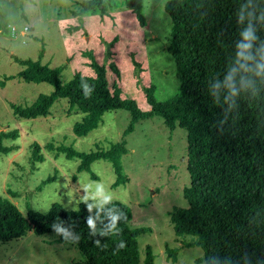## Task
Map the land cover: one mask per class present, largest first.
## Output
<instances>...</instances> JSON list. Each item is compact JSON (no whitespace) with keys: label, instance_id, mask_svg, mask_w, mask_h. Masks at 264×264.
<instances>
[{"label":"trees","instance_id":"1","mask_svg":"<svg viewBox=\"0 0 264 264\" xmlns=\"http://www.w3.org/2000/svg\"><path fill=\"white\" fill-rule=\"evenodd\" d=\"M127 3L144 26L143 0ZM106 10L104 0H84L78 14ZM165 11L171 19L167 51L180 82L176 94L158 101L150 86L149 109L144 110L135 99L122 97L117 85L110 87L105 67L95 60L93 75L78 72L62 82L61 67L14 57L22 66L18 77L47 83L53 90L30 105H12L13 113L25 119L46 116L57 100L67 99L82 114L73 133L86 136L98 128L105 112L128 111L122 139L107 149H57L70 159L78 158L77 171L93 177V162H109L115 173L113 187L128 181L122 158L126 137L138 122L160 116L169 130L181 127L186 131L190 184L183 189L187 206L170 212L174 234L187 247L202 250L196 264H264V0H168ZM17 134L0 131V154L11 149L3 140ZM32 157L44 159L36 142ZM131 220V208L119 200L101 207L86 200L76 209L55 202L45 213L29 208L24 215L0 195V243L22 239L29 231L39 237L55 235L56 242L79 250L82 259L71 264H141L138 238L150 228L133 227ZM177 251L165 245L172 262ZM144 252L142 264H154L152 247L146 245Z\"/></svg>","mask_w":264,"mask_h":264},{"label":"rangeland","instance_id":"2","mask_svg":"<svg viewBox=\"0 0 264 264\" xmlns=\"http://www.w3.org/2000/svg\"><path fill=\"white\" fill-rule=\"evenodd\" d=\"M82 1L0 0V131L18 132L16 138L3 140L11 149L0 154V195L24 215L29 208L45 213L55 202L76 209L86 200L97 207L109 200L122 201L132 210L131 226L150 228L138 238L141 264L146 245L153 249L154 264H196L202 250L187 247L170 222L175 207L187 206L183 189L190 178L184 129L169 130L160 116L138 122L126 137L127 152L122 158L128 181L113 187L115 173L109 162L92 163L95 179L77 171L78 158L70 159L57 149L62 145L86 152L107 149L122 139L130 121L128 111L105 112L98 128L86 136L73 133V124L82 114L67 99L57 100L46 116L25 119L13 113L12 105H30L40 94L53 90L47 83H27L18 77L22 66L14 57L61 67L62 82L78 72L93 75L91 62L95 60L105 67L110 87L117 85L122 97L135 99L144 110L149 109L146 88L154 86L158 101L177 93L180 82L167 51L168 0H143L144 26L138 24L127 0H104V14H78ZM34 142L40 146L43 161L32 157ZM55 238L29 231L22 239L0 243V264H71L82 259L74 245ZM166 244L178 248L175 262L167 258Z\"/></svg>","mask_w":264,"mask_h":264},{"label":"clouds","instance_id":"3","mask_svg":"<svg viewBox=\"0 0 264 264\" xmlns=\"http://www.w3.org/2000/svg\"><path fill=\"white\" fill-rule=\"evenodd\" d=\"M115 219V218H114ZM91 223V222H90ZM58 231H60L59 229H58ZM98 243V242H97ZM123 245H121V247H122Z\"/></svg>","mask_w":264,"mask_h":264}]
</instances>
